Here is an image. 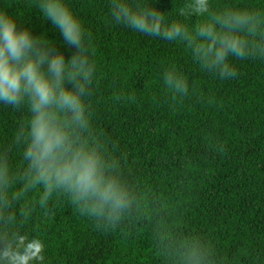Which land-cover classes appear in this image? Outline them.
Instances as JSON below:
<instances>
[{
  "label": "trees",
  "instance_id": "obj_1",
  "mask_svg": "<svg viewBox=\"0 0 264 264\" xmlns=\"http://www.w3.org/2000/svg\"><path fill=\"white\" fill-rule=\"evenodd\" d=\"M66 2L91 36L93 128L120 159L127 179L163 198L176 229L210 244L217 264H264V59L232 58L237 77L221 80L201 70L185 44L115 24L109 0ZM186 2L154 0L166 21H183L178 13ZM211 3L264 8V0ZM0 5L18 27L43 35L65 60L71 57L75 48L43 18L38 0ZM199 19L184 22L192 26ZM173 65L188 81L182 100H174L164 83ZM29 115L26 106L16 110L0 102V147L11 143ZM22 151L21 145L11 152L14 170L22 167ZM22 230L44 241V264H166L151 221L97 227L65 196L46 209L36 206Z\"/></svg>",
  "mask_w": 264,
  "mask_h": 264
},
{
  "label": "clouds",
  "instance_id": "obj_2",
  "mask_svg": "<svg viewBox=\"0 0 264 264\" xmlns=\"http://www.w3.org/2000/svg\"><path fill=\"white\" fill-rule=\"evenodd\" d=\"M38 8L75 51L65 60L51 41L18 27L0 5V102L16 110L26 106L30 114L11 143L0 147V264H44V241L22 229L36 206L46 209L58 196L97 227L151 221L166 264H217L211 245L178 231L166 201L131 183L95 132L90 97L96 64L81 20L66 0H38ZM108 8L117 25L185 44L200 69L221 80L237 77L232 58L264 59V8H213L211 0H187L178 13L183 21H166L154 0H109ZM194 15L199 22H184ZM164 83L174 100L189 93L174 65L164 72ZM21 145L23 164L14 170L11 152Z\"/></svg>",
  "mask_w": 264,
  "mask_h": 264
}]
</instances>
